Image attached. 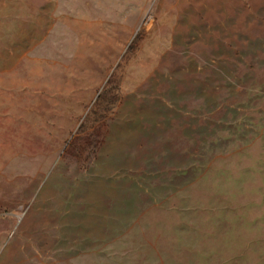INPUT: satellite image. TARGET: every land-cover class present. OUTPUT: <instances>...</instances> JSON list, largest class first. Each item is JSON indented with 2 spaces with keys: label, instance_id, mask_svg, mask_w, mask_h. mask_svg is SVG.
<instances>
[{
  "label": "rangeland",
  "instance_id": "374dc122",
  "mask_svg": "<svg viewBox=\"0 0 264 264\" xmlns=\"http://www.w3.org/2000/svg\"><path fill=\"white\" fill-rule=\"evenodd\" d=\"M0 264H264V0H0Z\"/></svg>",
  "mask_w": 264,
  "mask_h": 264
}]
</instances>
